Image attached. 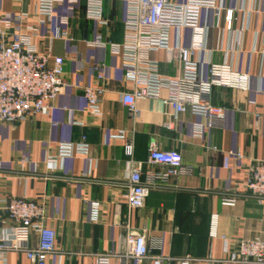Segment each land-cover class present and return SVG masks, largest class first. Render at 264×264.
<instances>
[{
  "label": "crops",
  "instance_id": "obj_1",
  "mask_svg": "<svg viewBox=\"0 0 264 264\" xmlns=\"http://www.w3.org/2000/svg\"><path fill=\"white\" fill-rule=\"evenodd\" d=\"M218 2L219 17L213 10L201 15L209 27L201 57L213 63L229 59L249 75V88H213L211 102L225 108L224 118L205 127L198 137L194 128L205 126L206 119L184 112L173 120L167 115L172 108L160 98L138 99L137 113L130 117L120 95L133 86L123 79L119 58L108 47L88 44L97 34L106 43L121 42L123 1L102 0L105 23H100L85 17L83 1L73 8L56 5L47 18L38 13V0H0V21L8 16L11 23L8 33L18 26L31 35L38 50L48 49L52 57L63 59L66 85L47 112L20 121H0V207L6 197H24L43 206L46 224L56 233L55 251L46 264H95L96 253H121L127 227L144 235L151 254L173 259L189 256L190 264H233L225 246L233 249L243 239L264 240V207L244 186L249 164L264 160V0ZM227 9L232 10L230 29L223 18ZM63 17L68 21V39L55 36L57 28L64 27ZM170 35L172 44L187 45L190 39L189 29H172ZM149 58L158 63L161 75L174 76L179 70L177 51L169 60L163 50L151 51ZM94 64L102 65L105 78L98 117L86 111L80 90L97 83ZM171 119L172 125L167 126ZM118 131L132 141L133 165L140 168L142 178L161 169L147 162L152 143L161 150L179 152L190 173L153 187L142 207H128L122 195L130 167L124 140L114 136ZM83 138L87 154L58 163L46 161L57 153L60 142L77 143ZM223 198H233L234 205H223ZM90 201L98 203L96 219H92ZM213 215L217 217L215 237L210 235ZM35 243L33 235L28 244ZM6 263L32 264L23 252H8ZM110 264L120 262L113 257ZM128 264H174V260Z\"/></svg>",
  "mask_w": 264,
  "mask_h": 264
},
{
  "label": "built area",
  "instance_id": "obj_2",
  "mask_svg": "<svg viewBox=\"0 0 264 264\" xmlns=\"http://www.w3.org/2000/svg\"><path fill=\"white\" fill-rule=\"evenodd\" d=\"M84 3V14L88 19L105 23L102 0H38L37 11L50 18L54 7L68 4L69 8ZM125 3L123 19L124 34L121 42L106 43L97 34L88 44L108 47L120 60L123 79L133 86L130 92L121 93L120 101L127 108L130 117L137 113L135 103L138 99L160 98L164 105L172 108L167 113L173 120L179 113L189 112L206 119L205 126L197 125L194 134L203 135L205 127L220 124L225 108L211 102L212 89L215 87L246 91L249 88V75L238 70L229 59L213 63L202 59L206 50L209 27L202 22L203 11L213 10L219 17V0H184L181 3L170 0H121ZM17 15V19H22ZM225 27L230 29L232 10L224 11ZM67 18L63 17L55 33L56 37L68 39ZM11 25L8 16L0 21V121L14 122L29 116L47 112L53 100L65 87L63 78V59L52 57L48 49L38 50L31 42V35ZM177 32L189 29L187 45L171 43V30ZM9 37V39H7ZM235 51L239 45V33L235 35ZM163 50L169 60L172 51H177L179 70L174 76L161 75L158 63L149 58L151 51ZM51 60V64L49 61ZM95 85L81 87L86 102V111L94 116L101 115L100 101L104 94L105 78L101 64L92 66ZM171 122L167 126L172 125ZM115 137L124 140V153L129 161V179L122 198L130 208L142 207L150 190L167 182L171 177L190 173L182 164L181 155L175 150H161L155 144L148 149L149 164L159 165L161 169L150 171L141 177L138 166L133 165V143L124 131ZM88 146L83 138L74 143L62 141L55 155L47 156V162L58 163L63 158L75 154H87ZM241 158V154L237 153ZM246 190L264 207V160L252 161L247 170L244 184ZM0 207V264L6 263L8 252H23L32 264H46L48 255L55 251L56 233L46 224V214L42 205L24 197H6ZM221 203L233 206V198H223ZM98 203L90 201L92 219H96ZM217 232V217L210 222V235ZM36 243L29 246L31 236ZM225 242L227 240L222 237ZM228 261L233 264H264V240L259 238L243 239L236 242L233 249L225 246ZM117 257L120 264L139 263L151 259L155 263L174 260V264H190L191 257L173 259L150 253L142 233L126 228L124 249L121 253H96L95 264H110Z\"/></svg>",
  "mask_w": 264,
  "mask_h": 264
}]
</instances>
